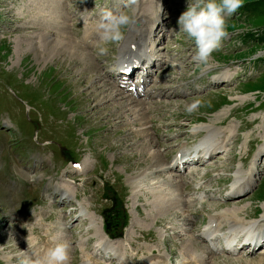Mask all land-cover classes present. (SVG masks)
I'll list each match as a JSON object with an SVG mask.
<instances>
[{"label": "rangeland", "instance_id": "1", "mask_svg": "<svg viewBox=\"0 0 264 264\" xmlns=\"http://www.w3.org/2000/svg\"><path fill=\"white\" fill-rule=\"evenodd\" d=\"M59 4L64 5V12H58ZM159 4L163 12L157 15L160 26L153 32L160 37L159 41L156 40L158 46L155 49L159 61L166 67L161 74L156 73V80L150 86L154 90L157 88L156 91L160 86L164 88L158 98L139 100L146 108V121H149L146 127L153 132L152 148L163 155V162L167 164L181 149L192 147L204 132L201 126L209 124L215 118L212 115L225 108L224 114L215 118V128L208 136L216 143L214 146L220 144L227 148L222 146L218 150L220 153L212 154L211 159L182 173L159 171L149 174V167L143 171L145 176L138 183L140 187H132L133 175L142 170L148 156L146 151L140 155V148L144 150L140 145L149 141L134 138L135 134L132 136L131 132L137 128L135 122L119 121L122 120L120 108L106 97L116 89H112L107 77L100 74L107 68L113 69L110 64L131 27L124 29L122 40L116 44L104 45L98 39L95 42L97 46L90 47L94 58L100 60L99 66L95 62L91 73L84 72L90 73L94 80L96 76L101 80L104 77L106 86L102 89L96 80L92 82L94 99L91 86L84 77L74 76L72 70L76 65L71 68L68 63L56 61L46 64L48 68L41 67L28 50L21 53L17 63L16 60L18 52L25 48L20 40L39 43L43 40L41 33L45 31L44 36L48 37V31L54 28L53 22L49 21L51 18L65 20L69 28H65L66 34L61 38H69L72 30L79 31L82 27L84 21L79 18L83 11L89 21L95 23L101 10L120 7L135 21L137 15L146 14L149 25H152L150 20ZM185 6L186 0H0V264H21L22 260L34 255L35 249H42L54 240L69 243V264H79L84 258V262H94L88 254L96 251L93 244L98 240L99 243L105 241L120 253L118 259L108 260H103V255L99 254L98 264H119L116 262L122 261L124 264H143L146 261L172 264L174 255H186L181 241L188 237L194 243L192 255L196 258L203 256L205 264H233L234 259L239 264H249L246 261L255 262L261 257L258 252L211 255L202 246L205 236L203 239L198 234L203 220L208 216H219L223 211L226 217L220 215L221 219L227 220L232 216L231 219L239 220V224L264 215V171L257 169L259 186H254L245 199L221 197L231 184L232 173L239 160L245 163L243 171L247 161L249 165L254 164L251 160L259 165L257 168L264 170V57L256 58L257 53L264 56V0H244L242 7L227 19V35L220 48L204 65L192 61L194 45L177 31L176 19ZM68 13L75 16L67 18ZM56 35L50 34V38L58 40ZM101 46L107 49L103 55L98 54ZM225 72L233 76V83L209 84L212 75ZM199 77H205V80ZM180 90H184L186 95L181 96ZM252 90L257 91L247 92ZM176 92L178 95L174 96ZM197 98L201 100V106L193 113H186L184 104ZM252 98L256 100L249 103L245 100ZM137 99L128 100L137 102ZM113 110L118 116L111 114ZM70 161L80 163V167H76L77 174H71ZM82 166L84 172L80 173ZM250 167L253 171L254 167ZM63 173L68 179V191H74L77 198L73 203L75 211L66 203L67 200L61 204L60 190L50 189ZM248 173L250 170L241 171L242 176ZM153 174L160 183L168 176L171 181L176 182L180 178L179 181H184L182 186L186 197L195 199H187L190 204L185 207L192 213L188 223H184L179 215L171 222L175 227L170 229L171 226L165 223L167 216L161 215L154 224L153 197L168 191L159 184L153 185ZM152 186L155 187L152 189ZM218 187L221 188L215 190ZM62 188L66 185L63 184ZM50 192L52 194L47 196ZM171 209L180 214L185 208L178 202ZM121 212L124 219L127 217L125 232L120 230L124 233L123 239L109 240L106 235L111 238L121 227ZM19 215L27 219H17ZM63 215L67 218L66 224L62 222ZM108 222L109 228H113L110 232L106 231ZM28 226L34 228L29 235L34 238L33 243L26 242L25 247L31 244L32 254L23 256V245L21 249H5V243H12L15 237L9 229H15L18 235L21 230L26 238L29 237ZM40 240L41 245L34 248V243ZM128 244H131V249ZM147 248L154 253L151 254ZM133 251V257L139 254L137 259H131ZM15 255L16 261H11Z\"/></svg>", "mask_w": 264, "mask_h": 264}, {"label": "bare ground", "instance_id": "2", "mask_svg": "<svg viewBox=\"0 0 264 264\" xmlns=\"http://www.w3.org/2000/svg\"><path fill=\"white\" fill-rule=\"evenodd\" d=\"M59 5L60 6H58L59 7L58 12H64V9H65L64 8V5H61V4H59ZM38 9H39V7H38ZM52 14H55L56 15V13H52ZM84 15H85V11L81 12V17L79 19H81L82 17H84ZM59 16H60V14H59ZM156 18H157V13H155V16L153 17V19L151 18V20H150V22L152 23V25H149V22L147 20L148 19V16L146 14L143 13V14H141L139 16L137 15V18H136V21H135L134 25L131 28L129 27L130 29L128 30V32L125 35L122 43L120 44V46L118 48V52L116 51L118 54H117L116 57H114V59H113L114 62H117V61L118 62H122V61H124L126 59L136 58V59L145 60L146 63L148 64V63H152V61H154V60L155 61L157 60V57L156 56H158L159 54L155 52L154 43H155V41H156V39L158 37L156 36L157 34H155L153 32V29H152V27L153 28H156L158 26V23L156 22ZM89 19L86 18V20L82 24V27L80 28L79 31L78 30H75V29L72 30L71 31V34H70L71 36L69 38H67V37L61 38L62 36H64L66 34L65 33V28H69L68 25H67V23H65V20L64 19L61 20V21H58L56 19L58 22L56 20H54V18H51V20L49 19L50 22H53L54 28L51 27V30L52 31H48L49 32L48 37L44 36L45 33H46V31L41 33L43 40L39 41V43L41 42L42 45L41 44L39 45V43L33 42V41L29 40V39L20 40V43H24L25 48L24 49H21L18 52L19 55H18V58L16 60V63L18 62L20 56L22 55L21 53L22 52H25V50H28V51H30V55H32L33 60L38 64V66L40 65L41 67H46L47 66L46 64H48L49 62H56V61H61L63 63L64 62L65 63H68V66L71 67V68H72V66H75L76 65L75 66V69L73 68L74 70H72L75 73L74 76L75 75H77V76L79 75V77L82 78V79L84 77V80L87 82V84H90L89 86H91V91L93 92L92 93L93 99L96 98V96H94V86L91 85L92 82L96 80V82H98L100 84L98 86L101 87L102 89L104 88L105 85L103 83L104 77H102L103 80H101L100 79L101 77L98 78L96 76L95 77V80H94V77H92L91 74H90L91 73L90 71L94 68L93 65L95 66V62H97L96 65L99 66L98 63H99L100 60L98 58L97 59L94 58V51L93 52L91 51V48L94 47V45H96L95 42L99 38H98V35H97L96 31H95V23H94V21L93 20L89 21ZM58 28H61V31L62 30L63 31L62 32L59 31ZM54 30H55V32H53ZM155 30L156 29H154V31ZM54 33H55V35L57 34L56 36H58V40H54L53 38H50V34H54ZM67 36H69V35H67ZM158 39L160 40V38H158ZM157 52H158V50H157ZM93 59H94V62H91V60H93ZM35 66H37V65L35 64ZM106 66H108V65H106ZM118 67H120V65ZM46 68H48V67H46ZM41 70H43V69H41ZM112 70H111V68H107L104 71H105V73H107V72L112 71ZM84 71L90 72L89 73L90 75L88 73L84 72ZM100 74H102L103 76H106V74H104V73H101L100 72ZM221 76H222V78H221ZM148 77H147V80L148 81H152ZM232 78H233V76L229 72H225L222 75H214V78H213V80H211V82L217 83V82H220V81H222V82L224 81V82H230L231 83L232 82ZM217 80H219V81H217ZM106 81H108V80L106 79ZM110 86L112 87V89L114 88L118 92L116 90H114L115 92L112 91V92L108 93L106 95V97H107V100L108 101H111V102L115 103L116 104V107H119L120 108L119 115L122 117V120H119V121H121L123 123L124 122H129V123L135 122L137 124V128L133 132H131L132 133V136H133V134H135L134 135V138L135 137H138V138H141V140H143V141L144 140L149 141L148 144H144V145L141 144L140 145V146H143L144 147V150H143V148H140V150H139L140 151V155L144 151H146L148 153V156H146L147 161H145V164L142 167V170H139L135 175H133V178L130 181V184H131L132 187H137V186H139L138 185V183H140L139 181H141L143 179V176H145L143 174V171L145 169H148L149 167H151V169L149 168V170H150V173L149 174H151L152 172L153 173H156V172H159V171L160 172L161 171H165V173H166V172H169L171 165L167 167L166 163L163 162V155L161 153H159L158 150H156V149L153 150V148H152L153 147L152 146L153 144L151 145V143L154 142V140L152 138V133L153 132L151 133L150 129H148V127H146L147 126V123L149 121H146V119H147L146 113L147 112H146V108L144 107V103L143 102H140L139 103V101L133 102V101H129L130 99L129 100L128 99H125V97L122 95V92H120V90L118 88H116L112 84H110ZM101 88H100V91H102ZM162 88H164V87L163 86L162 87L160 86V89L158 90V92H154V91H152V88H148V90L146 92H149L152 95L151 97L158 98V97L161 96ZM180 91H181V94L182 95H186V92L184 90H180ZM173 95L174 96L175 95H178V93L176 92ZM148 96H150V95H148ZM166 96L167 95H165L164 97H166ZM154 98H152V99H154ZM232 98L233 97H230V99H232ZM225 110H226V108L220 110L217 113H214L212 115V117L217 118V116L223 115L224 114L223 112ZM112 113L118 116V114L116 113V110L111 111V114ZM215 118H213L210 121L209 124H205V125H202L201 126V127L204 128V132L205 133L202 130L203 134L200 137L201 140L199 139L201 141L200 142V145H203V144L206 145L205 146V153H208V154H211L212 152H214V151H216L218 149V147H212L216 143H213V140L211 138H209V136H208L209 132L212 129L215 128V126L213 125L215 123V121H214ZM216 128H219V127H216ZM197 131H199V130H196L195 132H197ZM127 135H129V133ZM263 142H264V140H263ZM142 143H144V142H142ZM156 144L154 146H156ZM218 146L220 147L221 145L219 144ZM212 148H214V150H212ZM184 150H186V149H181L179 152L185 153ZM202 152L204 154V151H202ZM170 164H172V162H170ZM164 169H166V170H164ZM76 170H75L76 172H74L73 169H72L70 171L71 174H74V173L77 174L79 171H78V169H76ZM236 170H238V171L236 172ZM236 170L234 171L236 173V177H234L235 176V173H234L233 176H232V182L230 184V187L225 190L227 192V194L230 192V189H231L232 190L231 191L232 194L237 193V195H240L243 191L247 190L248 188H250L251 186H253V185L256 184V181H257V177L256 176L258 175V170L257 169L256 170H253V171L250 170V173L245 174L243 176L241 175V171H242V173H245V172L240 168V166ZM82 172H84V167L81 169L80 173H82ZM167 176L168 175H166V177ZM65 177H66V174L65 173H63V176L57 177L58 178V182L56 181L57 183H55V185H53V187L51 186L52 188H50V189L55 190L57 188L58 190H60V192H59L60 195L59 196H60V199L62 201L61 204H65V203H63V201L67 200L66 203L70 205L71 204L70 202L72 201V208L71 209L75 211L76 208L73 207V202H74V199L77 200L76 199V195H75L74 191H72V192H69L68 191V189H70V187H68V185L66 184V182L68 181V179H66ZM152 177H153L152 178L153 185L159 184L161 187H163V189H167V191H168V192L164 193L161 196L159 194V195H157V196L155 195L153 197L154 198V208H155L154 209L155 210V214H154L155 215V218L153 219L154 224H156V222H157V220H155V219L158 216H161V215H166L167 216L166 219H168V221H166L165 223L167 224V226H171L170 229H173V227H175V226H172L171 222L172 221H175L176 218L180 217L179 215H181L182 216V219H184L183 220L184 223L185 222L188 223L189 219H191V217H192V213H190V211H187V209H186V207L189 206L190 201H187V200H183L182 199V198H184V195H183L184 188L182 186V181H179V180H178V182L177 181L176 182L175 181H171L170 177L168 176L167 178H163L162 181H161V183H160L159 178L157 179L156 178V175L153 174ZM53 179H54V177H53ZM63 184L66 185V188H62ZM154 187L155 186H152L151 188L153 189ZM160 191L161 190H158V191L156 190V192H160ZM51 194L52 193L50 192V193H48L46 195L49 196ZM160 197H162V198H160ZM187 199L191 200L190 198H187ZM178 202H180V204L185 208L184 211H182V212L179 211L180 214L176 210H172L171 209L172 207L174 208V205L177 204ZM229 211H231V210H229ZM46 212L47 211H45V213ZM233 212H231V213H233ZM45 213H43L42 216H44ZM223 213H225V212L223 211ZM223 213L221 212L220 215L221 216L224 215V217H226L225 216L226 214H223ZM64 215H66V214H64ZM233 215H235V214H233ZM219 216H215V215L214 216H211V217L208 216V219H206V221L207 220L209 221V222H207L208 224H210L211 222H214V224L218 228L222 227V225L225 228V225H228L227 229H228V232L230 234H232L231 231H234L235 233H238L240 229H242V228H244L246 226H249V229L250 230H251V227H254V228H257V229H260V230H263L264 229V225L261 224V222L264 223V216L260 218V221L257 218H254L253 220H250V222L244 221L241 224H239L237 222L239 220L236 221L235 218H234L235 220L234 219H231L232 216H230L229 218H227V220H223V219L220 218L221 216L220 217ZM151 217H153V216H151ZM41 218L42 217H40L39 219H41ZM17 219H24L25 220L27 218L22 217L21 215H19V217ZM66 220H67V218L64 216L63 217V221H62L63 224L65 223L64 221H66ZM225 222H227V223H225ZM182 227H183V225H182ZM27 228H28V229H26L28 231L27 236H29V235L31 236V234L33 233L34 228L31 227V226H28ZM94 229H96V228H93V230ZM9 230L12 231V233L14 234L13 236H15V237L12 239L13 240L12 243H10V242H6L5 243V246H4L5 249L6 248L7 249H15V250L17 248H20L21 249V246L23 245L22 246V249H21V253L23 254V256L24 255L25 256H28V255L32 254V249L30 248V245L33 243L31 241H32V238H34V236L31 237V238H30V236L24 238V235H23V233H22L21 230L19 232V235H18L17 231H15V229L10 228ZM66 231H68V230H66ZM67 233L69 234L70 232L68 231ZM37 234L41 235V237L43 236L41 233H37ZM202 234H204V233L202 232ZM36 238H38V237H36ZM189 238L190 237L185 238V239H182V241H181L182 246H184V249L186 250V252H185L186 255L181 258V260H182L181 263L182 264H205V261L203 259V256L202 257H199V259H198V257L196 258L195 256L192 255V254H194L193 253L194 243ZM109 240H111V239H109ZM112 241H116V240H112ZM26 242L31 243V244L29 246H26L25 247ZM38 242L34 243V248H37V247H39L41 245V240H40L39 243ZM97 242H98L97 245H96V248L98 249V250H96L97 252L95 250H92V253L90 252V254H88L89 259L90 260H94V262H89V261L84 262L83 261L85 259L84 258L82 261L79 262V264H98V261H100V257L98 255L100 253H102V251H99V246L98 245H101V247L104 250H106L108 253L112 254V256L115 259H118L119 258L120 253H117V251L113 247L109 246L108 243H106L105 241L99 243V240ZM50 245L51 244L44 245L42 249H40V248L39 249H35L33 251V252H35L34 255H39V257L42 258V259L46 258V250H47L48 247H50ZM93 246H94V244H93ZM212 246L213 247L210 248V251H209V253L211 255L222 251V250L219 249L218 245L216 244V241H213L212 242ZM203 248H205V246H203ZM231 248H232L231 246L227 247V249H231ZM147 249L149 251H151V249H149V248H147ZM132 250H134V248ZM205 250H206V248H205ZM134 252L135 251H133V254H134ZM152 252L153 251H151L150 253H152ZM91 254L94 255V257L91 256ZM136 256H139V254L137 253ZM260 256L261 257L260 258H257V260L255 262L254 261L250 262L251 260L250 261H246V259L244 261L248 262L249 264H263L264 263V250H262V252L260 253ZM16 258H17L16 255L15 256H12L11 257V261H13L14 259L16 261ZM103 260H104V258H103ZM232 261H233V264H234V262L235 263H238L239 262L238 260H235V259L232 260ZM147 263L151 264L149 261H146L143 264H147ZM157 264H159V263L157 262Z\"/></svg>", "mask_w": 264, "mask_h": 264}, {"label": "clouds", "instance_id": "3", "mask_svg": "<svg viewBox=\"0 0 264 264\" xmlns=\"http://www.w3.org/2000/svg\"><path fill=\"white\" fill-rule=\"evenodd\" d=\"M244 0H186L184 10L176 19L178 32L194 45L192 61L199 65L207 64L212 53L220 48L221 41L227 35L226 22L242 7ZM134 17L126 11L113 12L104 9L99 12L95 22V31L104 45L120 42L124 29L132 27ZM106 47L101 46L98 54L103 55ZM200 99L184 104L186 113H193L201 106ZM69 243L54 240L46 250V258L33 255L21 261V264H67Z\"/></svg>", "mask_w": 264, "mask_h": 264}, {"label": "trees", "instance_id": "4", "mask_svg": "<svg viewBox=\"0 0 264 264\" xmlns=\"http://www.w3.org/2000/svg\"><path fill=\"white\" fill-rule=\"evenodd\" d=\"M262 1V0H261Z\"/></svg>", "mask_w": 264, "mask_h": 264}]
</instances>
